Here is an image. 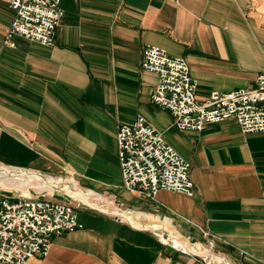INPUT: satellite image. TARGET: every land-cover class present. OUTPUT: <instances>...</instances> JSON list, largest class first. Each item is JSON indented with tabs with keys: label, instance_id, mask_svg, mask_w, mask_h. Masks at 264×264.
I'll use <instances>...</instances> for the list:
<instances>
[{
	"label": "crops",
	"instance_id": "0c3cea01",
	"mask_svg": "<svg viewBox=\"0 0 264 264\" xmlns=\"http://www.w3.org/2000/svg\"><path fill=\"white\" fill-rule=\"evenodd\" d=\"M62 7L54 47L17 37L11 48L4 40L15 14L0 0V166L75 179L121 209L170 220L232 264H264V133L243 134L233 120L179 131L152 102L158 75L142 68L153 45L187 60L199 100L254 87L264 73V0H62ZM138 115L191 163L194 196L161 190L149 200L124 189L117 133ZM78 203L83 228L54 237L49 255L30 264H207L164 245L155 231Z\"/></svg>",
	"mask_w": 264,
	"mask_h": 264
},
{
	"label": "built area",
	"instance_id": "2783aa9c",
	"mask_svg": "<svg viewBox=\"0 0 264 264\" xmlns=\"http://www.w3.org/2000/svg\"><path fill=\"white\" fill-rule=\"evenodd\" d=\"M8 4L15 15L5 36L6 46L15 48L17 37L45 47L55 46L56 32L65 14L62 0H8ZM142 68L158 75L152 102L172 114L179 131L202 132L210 124L233 120L243 134L264 133V73L252 88L213 91L199 100L198 82L186 59L148 45L143 51ZM117 145L123 187L131 195L149 200H154L161 190L195 195L191 163L167 144L163 134L152 128L143 115L119 127ZM38 194L42 196L0 195V264H30L33 258H45L54 237L83 228L76 198L58 190ZM54 195L68 199L49 198ZM157 235L161 243L170 245ZM204 236L214 247L211 235ZM172 247L183 254H193Z\"/></svg>",
	"mask_w": 264,
	"mask_h": 264
},
{
	"label": "bare ground",
	"instance_id": "6f19581e",
	"mask_svg": "<svg viewBox=\"0 0 264 264\" xmlns=\"http://www.w3.org/2000/svg\"><path fill=\"white\" fill-rule=\"evenodd\" d=\"M22 171L0 166V187L5 186L8 189H17L23 193L28 192L30 188H34L38 192H53L58 190L62 194L76 198L79 202L85 204L84 206L91 207L95 210L100 209L107 211L113 215L122 216L121 219L129 221L133 225H138L141 228L155 231L165 243L175 246L185 252H192L194 255L201 256L208 260L210 264H230L226 258L214 253L210 248L207 249L200 245L190 244V242L179 231L173 228L172 222L168 219H155L150 215H143L138 212H130V214H127L121 209L118 210L113 201L106 199L93 191L81 189L75 179L62 181L57 178L46 177L39 173ZM29 197H32V195ZM165 233L168 234L167 237L165 236Z\"/></svg>",
	"mask_w": 264,
	"mask_h": 264
},
{
	"label": "rangeland",
	"instance_id": "374dc122",
	"mask_svg": "<svg viewBox=\"0 0 264 264\" xmlns=\"http://www.w3.org/2000/svg\"><path fill=\"white\" fill-rule=\"evenodd\" d=\"M53 178L55 177V176H52ZM55 178H59L60 180H72L71 178L70 179H68V178H64V177H61V176H57V177H55ZM79 187H80V185H79ZM81 188V187H80ZM81 189H83V188H81ZM29 191L30 192H28V193H23L22 191H20V190H17V189H8L7 187H5V186H2V187H0V193L1 194H3V195H16V196H20V195H24V196H27V197H29L30 195H32V197H36L37 196V193H38V191L36 190V189H34V188H30L29 189ZM31 193V194H30ZM96 193V192H95ZM97 194V193H96ZM99 195V194H98ZM102 196V195H101ZM58 197H62L63 199H68V196H58ZM104 197V196H103ZM106 198V197H105ZM123 199L124 200H126V201H129L130 200V196H129V194H124L123 195ZM80 203H82V202H80ZM83 204V203H82ZM83 205H85V204H83ZM116 208L119 210V209H121V208H119L118 206H116ZM91 209H93V208H91ZM97 210V209H96ZM121 210H123L124 212H126L127 214H130V211H127V210H125V209H121ZM98 211H100V212H104V213H107V214H109V215H111V216H117V217H119L120 219L122 218V216H118V215H113V214H110V213H108L107 211H103V210H98ZM136 213V212H135ZM141 214V213H140ZM126 222V221H125ZM127 222H129V221H127ZM165 236L167 237L168 236V234L167 233H165ZM190 242V244H192V245H195V243H194V241H189ZM198 245V244H197ZM202 247V246H201ZM204 248H207V249H209V247H206V246H204ZM213 251V250H212ZM214 253H216V254H219V253H217L216 251H213ZM220 256H223L224 258H226L224 255H222V254H219ZM204 259V258H203ZM227 259V261L230 263V264H232L229 260H228V258H226ZM205 261H207V263L208 264H210V262L208 261V260H206V259H204Z\"/></svg>",
	"mask_w": 264,
	"mask_h": 264
}]
</instances>
